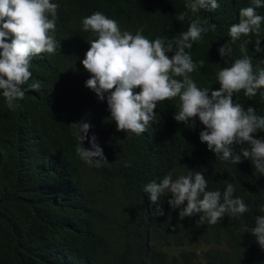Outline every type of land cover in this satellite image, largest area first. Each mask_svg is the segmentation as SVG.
I'll list each match as a JSON object with an SVG mask.
<instances>
[{
  "label": "trees",
  "instance_id": "1",
  "mask_svg": "<svg viewBox=\"0 0 264 264\" xmlns=\"http://www.w3.org/2000/svg\"><path fill=\"white\" fill-rule=\"evenodd\" d=\"M52 2L60 5L56 30L60 51L33 58L20 107L9 109L0 95V264H264V250L251 233L244 232L246 226L254 227L255 215L264 214V176L254 175L250 160L232 165L216 159L200 142L203 125L198 118L194 129L174 124L178 97L160 105L164 116L154 126L174 143L170 152L146 133L127 137L117 131L106 99L95 103L68 88V82L77 85L78 76L86 74L81 61L90 48L88 41L96 38L82 31L81 20L87 12L99 11L116 20L122 31L135 34L142 29L149 40L170 41L193 19L207 18L216 28L193 43V60L204 59L205 64L191 76L198 87L218 90L217 73L241 58V44L249 39L232 43L228 31L251 0H217L218 9L195 15L185 8L191 0ZM257 12L264 16V8ZM259 38L264 48V23ZM225 43L232 48L227 63L218 52ZM246 47L254 66L264 67V51L254 53L252 44ZM36 82L38 90L28 88ZM139 91L133 89L134 94ZM233 99L264 116V96L259 93L249 99L242 90ZM81 120L90 123L89 139L95 135L103 149L108 161L103 167H89L76 154L78 141L69 126ZM255 136L264 139V131ZM83 146L91 147L88 140ZM175 150L181 155L173 154ZM174 165L185 174L203 172L208 190L222 192L232 183L235 195L251 212L199 227L197 215L183 225L167 203L169 195L164 204L160 202L164 215H156V205L151 206L143 189ZM162 217L167 227H174L176 241L186 237L185 248L177 253L165 251L159 243L157 226Z\"/></svg>",
  "mask_w": 264,
  "mask_h": 264
},
{
  "label": "clouds",
  "instance_id": "2",
  "mask_svg": "<svg viewBox=\"0 0 264 264\" xmlns=\"http://www.w3.org/2000/svg\"><path fill=\"white\" fill-rule=\"evenodd\" d=\"M219 6L217 0H191L185 8L195 15L201 10L212 12ZM59 7L52 0H0V95L9 109L20 107L18 102L25 97L24 85L32 77L33 58L54 55L61 49L56 39ZM260 8H264V0H251L250 6L239 10V22L230 26L228 36L232 43L242 37L249 39L241 44V58L217 73L218 90L198 87L191 76L205 64L204 59L193 60L190 54L193 43L216 28L207 18L193 19L186 31L166 41L160 37L149 40L142 29L135 34L122 31L118 22L103 12H87L81 20L82 31L91 32L96 38L88 41L90 48L81 61L86 74L78 76L77 85L68 82V88L95 103L106 99L110 120L115 121L117 131L126 132L127 137L146 133L152 142L167 145L170 152L174 143L168 136L157 133L154 126L164 116L160 105L178 97L174 124L183 123L194 129L198 118L203 125L200 142L206 143L216 159L232 165L250 160L254 175L264 176V139L255 136L258 131H264V116L257 114L254 107L245 108L233 99L242 90L249 99L258 93L264 96V67L254 66L246 47L252 44L254 53L264 51L259 38L264 23V16L257 12ZM253 35L257 37L255 41L250 39ZM218 52L225 63L231 59L229 43L221 45ZM169 53L173 55L169 57ZM28 88L38 90L40 84L32 83ZM135 88L140 89L136 94ZM69 127L74 129L78 141L75 151L81 161L96 168L108 163L96 136L89 139L90 123L81 120ZM85 140L90 148L83 146ZM237 146L243 147L237 151ZM173 154L181 155L179 150ZM182 157H187L184 152ZM173 168L154 176L159 181L153 180L143 189L149 194L151 206L156 205V215H164L160 202L164 204L163 198L169 195L167 203L183 225L197 215L199 227L216 225L225 216L236 219L251 212L244 199L235 195L232 183L222 192L208 190L203 172L185 174V170L176 171V165ZM173 228L167 227L162 217L157 226L158 239L165 251L177 253L187 242L186 237L176 241ZM244 232L251 233L264 250V214L255 215L254 227L246 226Z\"/></svg>",
  "mask_w": 264,
  "mask_h": 264
}]
</instances>
